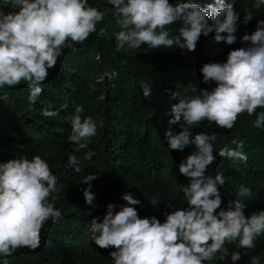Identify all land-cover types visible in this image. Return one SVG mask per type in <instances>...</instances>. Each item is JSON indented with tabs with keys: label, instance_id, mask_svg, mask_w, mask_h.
Segmentation results:
<instances>
[{
	"label": "clouds",
	"instance_id": "obj_1",
	"mask_svg": "<svg viewBox=\"0 0 264 264\" xmlns=\"http://www.w3.org/2000/svg\"><path fill=\"white\" fill-rule=\"evenodd\" d=\"M101 1L114 23L98 32L106 10L94 0H0V103L16 87L30 106L39 102L61 74L64 52L94 33H108L116 52L164 60L166 79L140 115L152 129L171 116L181 130L164 132L172 158L155 175L128 178L125 155L89 145L103 124L82 117V105L65 118L67 141L87 160L67 154L65 167L84 176L70 186L80 206L96 211L89 240L105 253L86 264H264L250 254L264 243V135L254 130L264 132V0L244 9L242 0ZM118 75L105 72L97 83ZM151 88L140 87L147 99ZM205 121L241 127L228 139L192 130ZM64 180L40 153L0 157V264L40 247L45 225L63 215Z\"/></svg>",
	"mask_w": 264,
	"mask_h": 264
},
{
	"label": "trees",
	"instance_id": "obj_2",
	"mask_svg": "<svg viewBox=\"0 0 264 264\" xmlns=\"http://www.w3.org/2000/svg\"><path fill=\"white\" fill-rule=\"evenodd\" d=\"M94 1L106 10V19L100 28L97 26L99 32L102 28L108 29L114 23V18L109 6L101 0ZM251 3L252 0H242L239 8L244 9ZM257 16L264 17V11L261 9ZM246 31L249 33V27ZM85 43L76 47L75 51L67 49L64 52L61 74L52 81L39 102L30 106L24 88L16 87L5 90L8 100L0 103V157L37 152L48 158L54 168L69 179L62 182L58 199L64 209L62 217L55 223L49 221L45 225L38 249L18 251L10 264H86L100 262L102 254H105L89 240L90 219L96 211L88 212L83 204L80 206L76 192L70 186L73 181L75 183L84 178L82 169L76 172L65 167L69 152L80 158L81 165L87 162L83 159L86 150L75 152V146L67 141L64 134L67 130L65 118L77 105L84 108L82 117L91 116L98 127L101 122L103 124L100 134L89 145L110 147L125 155L126 177L155 175L158 168L172 158L164 132L168 128L175 132L181 130L179 124L169 125L171 116L168 120L161 117L157 119L158 126L152 129L140 115L145 103L155 97L156 89L166 79L165 70L160 67L163 58L146 53L137 56L126 51L116 52L115 42L105 31L101 35L92 34ZM113 71L119 73L116 78L109 80L105 77L102 83H97L103 73ZM93 84L95 91H90ZM142 85L153 87L150 99L143 96L140 90ZM0 95L3 93L0 92ZM61 105L66 107L61 108ZM44 107L59 110V115L43 117L40 111ZM240 127L241 123L228 131L205 121L192 130L209 134L215 131L222 139H228ZM254 130L264 135V132ZM259 164H264V157L259 159ZM251 182L259 184L256 180ZM241 185L230 189L229 194H237ZM97 202L103 203L100 196ZM250 254L264 260V243L250 251Z\"/></svg>",
	"mask_w": 264,
	"mask_h": 264
}]
</instances>
